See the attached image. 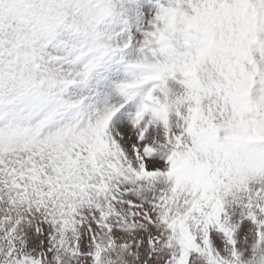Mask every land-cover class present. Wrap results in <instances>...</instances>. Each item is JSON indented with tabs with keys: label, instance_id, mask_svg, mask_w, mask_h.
Returning a JSON list of instances; mask_svg holds the SVG:
<instances>
[{
	"label": "snow or ice",
	"instance_id": "1",
	"mask_svg": "<svg viewBox=\"0 0 264 264\" xmlns=\"http://www.w3.org/2000/svg\"><path fill=\"white\" fill-rule=\"evenodd\" d=\"M0 264H264V0H0Z\"/></svg>",
	"mask_w": 264,
	"mask_h": 264
}]
</instances>
